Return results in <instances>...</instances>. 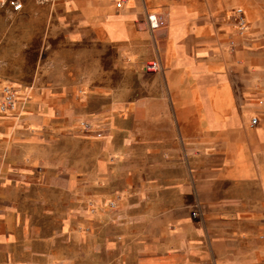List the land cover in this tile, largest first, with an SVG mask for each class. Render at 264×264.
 <instances>
[{
  "label": "crops",
  "instance_id": "0c3cea01",
  "mask_svg": "<svg viewBox=\"0 0 264 264\" xmlns=\"http://www.w3.org/2000/svg\"><path fill=\"white\" fill-rule=\"evenodd\" d=\"M238 5L248 35L232 22ZM69 7L68 56L56 57L66 66L64 82L56 80L51 96H35L40 109L46 97L51 108L45 116L26 111V129L56 116L68 127L88 121L111 130L92 157L97 167L83 176L109 186L103 203L113 196L124 204L122 192L130 194L133 219L145 227L137 239L158 251L153 264H264V87L245 88L238 104L227 72L235 40L253 39L264 50V0H130L122 8L81 0ZM148 13L159 15V28L150 27ZM261 51L241 58L262 65ZM154 59L163 69L147 73L144 64ZM27 152L2 164L1 173L36 178L41 161L30 163ZM109 155L119 168L108 167ZM77 173L71 170L73 192ZM158 208L167 211L154 225Z\"/></svg>",
  "mask_w": 264,
  "mask_h": 264
},
{
  "label": "rangeland",
  "instance_id": "374dc122",
  "mask_svg": "<svg viewBox=\"0 0 264 264\" xmlns=\"http://www.w3.org/2000/svg\"><path fill=\"white\" fill-rule=\"evenodd\" d=\"M10 1L0 6V99L7 85L15 86L19 95L14 110H0V264H153L158 251H146V241L137 239L139 228L144 231L145 227L133 219L130 194L122 192L124 204L113 196L103 203L100 197L109 186L96 180L88 183L83 176L87 174L85 169L97 167L98 161L92 157L106 145L101 143L100 147L99 140H110L111 130L97 125L86 130L83 124L80 129L68 127L56 116L45 117V127L26 129V111L44 115L51 108L46 97V107L40 109L35 96H51L56 80L64 82L66 66L57 65L56 57L65 60L68 56L67 26L74 18L67 12L71 2L81 0H20V11H13ZM107 1L116 6V0ZM238 8L245 12L241 5L235 6L231 17ZM232 22L241 35L246 34L248 26L240 30ZM247 42L251 44L235 40L230 48L234 58L227 72L238 104L245 88L264 87V63L248 66L241 58L242 52L255 56L262 48L253 39ZM261 53L264 61V50ZM150 79L146 74L145 86ZM145 88L138 99L148 93ZM27 142L36 144L27 147ZM27 149L30 163L33 159L41 161L36 178L6 175L5 168L1 173L2 164H16L14 156ZM107 163L110 169L120 167L111 155ZM73 168L78 170L77 192L71 190ZM83 186H89V191H82ZM154 211L158 213L155 225L167 209ZM148 242L154 243L153 239Z\"/></svg>",
  "mask_w": 264,
  "mask_h": 264
},
{
  "label": "built area",
  "instance_id": "2783aa9c",
  "mask_svg": "<svg viewBox=\"0 0 264 264\" xmlns=\"http://www.w3.org/2000/svg\"><path fill=\"white\" fill-rule=\"evenodd\" d=\"M130 0H116V6L118 8L124 7ZM8 0H0V6L6 5ZM10 6L13 11H20L23 8V3L20 2V0H11ZM147 18L150 24V27L155 30L159 28L162 25V21L156 13H148ZM232 20L234 21L237 28L240 30H244L247 27V20L245 12L242 8H238L235 12L232 14ZM163 66L160 60L154 59L147 61L144 64V70L147 73H156L162 71ZM18 95L19 91L18 89L13 85H7L4 87L0 99V110L2 112H10L14 110L18 103ZM259 119L257 117H254L252 119V124L257 125ZM83 126L86 130L92 129L93 126L90 122L84 121ZM114 206L115 204L112 203ZM193 215L195 217H198V213L194 212Z\"/></svg>",
  "mask_w": 264,
  "mask_h": 264
}]
</instances>
